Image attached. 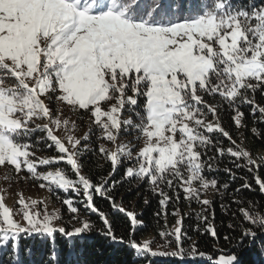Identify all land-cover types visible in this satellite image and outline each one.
Returning <instances> with one entry per match:
<instances>
[{
  "label": "snow or ice",
  "instance_id": "6c2138e0",
  "mask_svg": "<svg viewBox=\"0 0 264 264\" xmlns=\"http://www.w3.org/2000/svg\"><path fill=\"white\" fill-rule=\"evenodd\" d=\"M261 88L264 0H0V168L10 166L16 174L26 171L29 176L24 179L41 181L39 187L49 191L82 193L85 206L93 212L97 211L93 192L108 196L119 183L105 187L109 178L127 160L133 163L122 179L147 181L152 192L159 193L165 215L172 198L161 185L175 190L174 181H179L185 199L201 205L195 215L204 224L203 232L218 240L217 229L205 214L215 219L212 201L202 199V194L211 188L223 200L230 184L217 188V179L204 174L206 169L214 170L215 157L207 161L202 157L212 147L221 157L225 154L220 141L214 142L209 134L218 131L231 140L219 123L220 107L227 103L234 110L239 127L244 115L239 104L254 103L249 92L254 97ZM205 94L220 99L208 103ZM63 107L82 112L79 119L91 118L82 137L74 134V121L62 118ZM257 107L264 119V107ZM209 114L214 121H209ZM93 128L97 141L115 145L109 149L99 144V154L110 161L112 171L95 184L82 174L80 162L86 153H94ZM61 131L63 138L57 134ZM122 135L124 141L117 143ZM40 142L54 147L58 155L38 157ZM226 151L236 160H246L237 163L238 168L252 171L256 165L239 145ZM61 161L70 166L75 179L64 168L40 170ZM231 177L235 179V173ZM256 183L264 192V180L257 176ZM250 187L247 182L241 185ZM40 203L26 201L20 194L14 209L0 193V264H36L37 255L40 264H86L81 257L94 229L92 222L74 216L80 226L68 227L72 220L64 222L59 211L49 212L46 205L35 210ZM62 203L70 213H78L72 198ZM233 203L241 205L242 221L221 224L239 235L225 233L230 249L208 257L209 264H241L231 248L255 249L264 255V212L258 202L245 208V201L234 196ZM112 206L125 211L115 203ZM220 207L227 215L230 205ZM99 215L104 228L98 234L134 250L132 264L197 255L195 247H183L187 234L182 232V218L171 230L159 233L164 243L153 250L150 240L118 239L104 213ZM127 216L133 226L139 225L136 214L129 211ZM22 240L32 242L22 244ZM173 244L175 250H159ZM199 255L204 258V253Z\"/></svg>",
  "mask_w": 264,
  "mask_h": 264
},
{
  "label": "trees",
  "instance_id": "16d2710c",
  "mask_svg": "<svg viewBox=\"0 0 264 264\" xmlns=\"http://www.w3.org/2000/svg\"><path fill=\"white\" fill-rule=\"evenodd\" d=\"M249 97L254 98V103H241L239 104L240 111L243 112L242 124L237 126L234 121L235 112L230 109L227 103H224L217 112V117L221 127L229 133L231 140L228 137H224L220 132H214L209 135L213 138V141H220L219 147L225 149V154L221 157L216 150V147H212L207 155L202 158L207 161L209 156H214V170L208 171L206 169L205 176L209 179L216 178L218 181L217 188H221L225 182L230 184V187L224 194L223 200L220 195L214 189H209L210 192L202 194V199L206 198L212 201V209L215 210V219L209 213V220L215 225L217 229V235L219 239L213 238L210 234L203 232L204 224L197 220L196 213L200 212L201 205L195 201H188L185 199L183 189L180 188L179 181H174L175 190L167 188L166 185H161L164 191L172 198L167 206L166 215L165 211H161L159 200L161 199L159 193H154L150 189L147 181L137 183L132 181L131 183L127 179H122L125 174V166H117V170L109 178V183L105 187H109L112 181H118L116 187L111 190L108 196H100L93 192V205L96 208V212L87 208L86 198L81 193L77 195L74 192L69 191V195L77 199L74 201L75 206L80 210L77 216L79 220L88 219L94 225L92 233L87 236L84 248V255L81 257L86 264H132V258L134 256V250H131L124 244L113 243L106 239L103 235L98 234L99 230L104 228V224L100 212L104 213V216L108 219L109 224L112 227L113 233L117 238H123L127 241L130 237L135 239L137 242L148 233H153L159 236L161 231H167L169 224L175 221L174 211L180 212L182 215V232L187 235L183 237V247L188 249L193 246L197 250L196 257L173 258V257H162L163 260H151V264H209L208 257L215 258L217 253H226L230 249V244L225 241L223 236L225 233L231 235H239V231L232 233L227 227L222 226L221 221L225 224L232 220L234 224L242 221V217L239 212V207L236 203H233V197L245 201L242 205L247 208L252 205V202H258L259 210L264 212V192H261L259 185L256 183L257 176L264 180V119L262 114L259 112L258 107H264V88L258 89L253 94L249 92ZM205 100L208 103H214L219 100L217 95L215 98L205 94ZM256 109V111H253ZM80 113L78 114V116ZM255 128L257 131L254 133L252 129ZM94 129L93 132H96ZM37 135H41L37 133ZM235 141V145L232 143ZM236 145H239L244 150L248 151L251 157L256 160V165H252V171H249L246 167H236V164H246V160L241 158L236 160L227 153L226 149L232 147L234 150ZM38 151H48V147L45 143L40 142L37 144ZM54 147L51 148V150ZM95 153V154H94ZM93 152H88L84 156L80 157V162L83 164L82 174L90 178L92 182L98 183L99 177H107L109 172L112 171L110 161L102 158L99 154L98 149H94ZM99 165V166H98ZM71 169L68 166V170ZM225 169H231V173H235V179H232L231 173L225 171ZM71 178L75 179V174L70 172ZM247 182L250 188H241ZM240 188V192L235 193V189ZM177 194L179 199L177 200ZM145 199L148 203L145 204ZM113 203L120 207L132 206L129 210L136 214L137 220L142 221L143 227L137 229L136 226L131 224V218L127 216L126 212H120L117 208H113ZM221 203L230 205L228 214L225 215L221 211ZM67 207L63 206L62 219L64 222L74 220L72 217L76 214H72L66 211ZM211 209L209 210V212ZM160 215L157 216L156 213ZM233 213L236 214L233 218ZM77 223L80 222L77 221ZM71 227L70 225H67ZM56 240L61 241L59 235ZM31 240H22V244H29ZM171 249H175V244ZM232 252L238 255L241 260V264H264V255L260 254L255 249L242 250L237 252L235 248H231ZM200 253H204V258L200 257ZM36 264H40L41 257L37 255L35 258ZM145 264V262H141ZM214 264V261H213Z\"/></svg>",
  "mask_w": 264,
  "mask_h": 264
},
{
  "label": "rangeland",
  "instance_id": "374dc122",
  "mask_svg": "<svg viewBox=\"0 0 264 264\" xmlns=\"http://www.w3.org/2000/svg\"><path fill=\"white\" fill-rule=\"evenodd\" d=\"M47 102V101H46ZM80 113L79 116L83 115L82 112H78V113H73L70 108L68 107H63V117L62 118H68L71 121H74L77 125V130L75 131V135L77 137H82L84 135V133L89 131V125L91 122V118L88 116H84L83 119H79L78 114ZM129 115L128 113H125V116ZM208 119L209 121H214L215 117H213L211 114L208 115ZM95 128H93L94 130ZM92 130V131H93ZM97 132V131H96ZM93 132V135L91 136V147L94 149H99V144H104L105 147L109 148V149H114L115 145H113L111 142H107L105 140H100L97 141L96 140V135ZM58 135H60L63 138L64 133L58 132ZM133 137L132 136H127L128 140H131ZM125 139V135H122L121 139L117 141V143L123 142ZM142 146V145H141ZM52 155H58V153L55 152V149L49 148L48 151H37V156L38 157H45V156H52ZM133 162L131 161H127V160H122V163L118 166H131ZM68 166L67 163L65 161H61L59 162V164H54L51 166H41L40 170H54L55 168L59 167V168H64L68 171L69 175L71 176L70 172L71 169L68 170ZM29 176V174L26 173V171H22L20 174H16L14 172V170L9 166V167H3L0 168V193H3L5 195V203L12 208H16L17 207V201L20 198V194H23V197L25 198L26 201H29L31 199H36L38 201H41L42 203L38 204L35 210H40L42 211L44 206H47V210L49 212H53V211H59L60 215L61 213H63L62 207L66 205H64L62 203V200L65 198H72L73 201H77V199H75L74 197H71L68 193H64L63 190H55L54 191H49V189L47 187L45 188H40L39 184L41 183V181H35L32 180L30 177L28 179H24V177ZM207 192H210V190H208ZM75 203V202H74ZM75 206V204H74ZM132 206H125L124 208V212H129L131 210H129ZM66 211H68V209H66ZM80 212V210L78 209V213ZM133 212V211H131ZM177 211H174L172 213V215H174L175 217V221L172 224H169L167 227V231L171 230L177 223V220L182 218V215L180 212L179 215H175ZM78 213L76 214V216L78 215ZM135 214V213H134ZM62 217V215H61ZM19 218V217H17ZM78 220H72V224L70 226H80L79 223H77ZM139 225L136 226L137 229L140 227H143L144 224L142 223V221H139ZM146 240H150L153 241L152 247L153 250H157V246L160 244L164 243L163 238L159 235H154L153 233H148L145 236H143L139 242L142 243ZM174 245V244H173ZM173 247V246H172ZM159 250H163V251H171L173 249L168 248V249H159ZM175 250V249H174ZM224 254V253H222ZM163 260L162 257H155L152 258L151 260Z\"/></svg>",
  "mask_w": 264,
  "mask_h": 264
}]
</instances>
